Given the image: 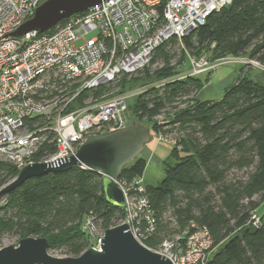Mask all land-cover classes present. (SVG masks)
I'll use <instances>...</instances> for the list:
<instances>
[{
	"label": "trees",
	"instance_id": "16d2710c",
	"mask_svg": "<svg viewBox=\"0 0 264 264\" xmlns=\"http://www.w3.org/2000/svg\"><path fill=\"white\" fill-rule=\"evenodd\" d=\"M172 45L179 46L184 61L186 51L196 57L210 51V61L247 52L264 63V0H232L183 37L181 44L171 40L160 45L154 57L168 64L167 47ZM163 72L159 75L175 73L170 68ZM192 88L200 89L194 76L165 82L139 94L131 109L138 120L151 122L150 130L156 133L180 132L171 150L174 162L164 167L165 177L144 188L156 218L146 245L154 246L194 223L207 228L214 249L202 264H264V212L255 214L264 200V83L238 77L224 87L221 98L195 99L171 118L156 120L167 103ZM146 162L139 155L118 179L130 182L142 177ZM0 171L6 172L0 187L18 173L3 161ZM236 172L244 176L233 177ZM2 197L0 237L4 233L19 239L45 237L49 249L65 248L73 256L87 249L88 217L104 231L124 216L122 208L107 201L102 175L78 165L30 178Z\"/></svg>",
	"mask_w": 264,
	"mask_h": 264
},
{
	"label": "built area",
	"instance_id": "2783aa9c",
	"mask_svg": "<svg viewBox=\"0 0 264 264\" xmlns=\"http://www.w3.org/2000/svg\"><path fill=\"white\" fill-rule=\"evenodd\" d=\"M43 1L0 0V160L18 171L29 163L75 154L87 136L120 128L129 95L91 102L86 93L144 69L160 45L171 40L181 44L183 37L232 0H101L48 31L13 36ZM186 56L183 78L211 71L219 65L217 60L239 58L210 61L187 51ZM245 63L264 71V63L254 59ZM159 138L176 144L162 133ZM116 183L124 195L119 224L126 223L140 244L172 264L207 260L212 239L206 227L194 223L154 246L146 245L156 218L142 177ZM84 227L92 235L90 217Z\"/></svg>",
	"mask_w": 264,
	"mask_h": 264
},
{
	"label": "water",
	"instance_id": "95a60500",
	"mask_svg": "<svg viewBox=\"0 0 264 264\" xmlns=\"http://www.w3.org/2000/svg\"><path fill=\"white\" fill-rule=\"evenodd\" d=\"M100 1L44 0L12 35L18 37L31 30L48 31L63 19L84 12ZM150 129V126L132 120L127 126L89 135L75 154L22 167L13 180L0 188V197L30 178L62 172L78 165L101 174L107 201L123 208L124 195L116 180L121 170L141 155L151 139ZM98 242V249L89 247L78 256L55 257L48 253L47 238L29 236L21 238L17 244L0 248V264H172L167 257L140 244L126 223L104 230Z\"/></svg>",
	"mask_w": 264,
	"mask_h": 264
},
{
	"label": "rangeland",
	"instance_id": "374dc122",
	"mask_svg": "<svg viewBox=\"0 0 264 264\" xmlns=\"http://www.w3.org/2000/svg\"><path fill=\"white\" fill-rule=\"evenodd\" d=\"M172 48V50H170ZM169 52L168 64L161 58L153 57V60L150 65L144 69L133 73V74H122L114 82L105 86L102 90L94 91L87 99L91 100H101L103 97H110L115 95H129L127 97V109L121 117L122 123L121 127L129 125L132 120L140 122L141 124L152 126L151 122L140 121L131 113L132 106L138 97L139 94L145 92L146 90L159 87L165 82L182 79L183 74H185L186 69L181 68L182 63H179V60H183L180 55L179 46L172 45L170 48L167 47ZM192 55V53H189ZM205 58L210 56V51H207L203 54ZM232 56V55H230ZM227 57V56H226ZM239 57V58H238ZM238 61L234 58H225L224 60H217L219 65H217L211 71H203L199 73L196 78L200 83V89L192 90L188 93L180 95L173 102L167 103L165 107L161 110L160 114L156 117L158 121H165L172 117L174 112L179 109L184 108L186 105L192 103L195 99H210L217 100L221 98L224 87L232 83L236 78H246L252 82L264 83V71L262 68L258 67L255 64L245 63L246 60H251L247 52L243 55L237 56ZM209 60V59H208ZM183 62H185L183 60ZM170 68L175 73L172 75H159L164 73L163 70ZM103 95V96H102ZM82 104L86 103L87 100H80ZM188 103V104H187ZM117 129V128H115ZM114 130V129H112ZM110 131V130H109ZM166 137H170L173 140L176 139V136L179 137L180 132L178 130L172 131V133H162ZM179 134V135H178ZM94 135V134H93ZM98 135V134H95ZM151 139L145 146V149L142 151L141 156L144 157L146 162V167L143 171V184L155 186L158 185L161 180L165 177L164 167L166 164H172L174 159L171 155L172 144L162 141L159 138V133H156L153 130H150ZM175 145V144H174ZM3 161V160H0ZM5 162V161H3ZM8 163V162H5ZM5 171H0V177L5 176ZM17 176V175H16ZM15 176V177H16ZM244 174L236 172L233 177L241 178ZM14 177V178H15ZM13 178V179H14ZM12 179V180H13ZM11 181V180H10ZM9 181V182H10ZM8 182V183H9ZM7 184V183H6ZM4 186V185H3ZM1 188V187H0ZM255 200H260L259 196L255 197ZM4 203V197H0V206ZM264 212V200L261 201L260 206L255 211L256 216H259ZM3 212L0 209V215ZM166 218L169 220L171 217L170 213H166ZM173 229H176V226L173 224L171 226ZM103 231L99 225L93 224V233L89 237L87 248H99V239L102 236ZM20 239L18 235L14 233H4L0 237V248L8 246L11 244H17ZM214 252L212 248L210 254ZM48 253L55 257H67L73 255L67 253L65 248H48Z\"/></svg>",
	"mask_w": 264,
	"mask_h": 264
},
{
	"label": "crops",
	"instance_id": "0c3cea01",
	"mask_svg": "<svg viewBox=\"0 0 264 264\" xmlns=\"http://www.w3.org/2000/svg\"><path fill=\"white\" fill-rule=\"evenodd\" d=\"M144 181V179H143V175H142V182Z\"/></svg>",
	"mask_w": 264,
	"mask_h": 264
}]
</instances>
